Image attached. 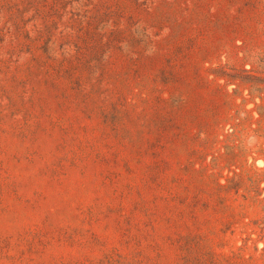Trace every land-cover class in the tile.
<instances>
[{
  "label": "rangeland",
  "instance_id": "374dc122",
  "mask_svg": "<svg viewBox=\"0 0 264 264\" xmlns=\"http://www.w3.org/2000/svg\"><path fill=\"white\" fill-rule=\"evenodd\" d=\"M0 264H264V0H0Z\"/></svg>",
  "mask_w": 264,
  "mask_h": 264
}]
</instances>
